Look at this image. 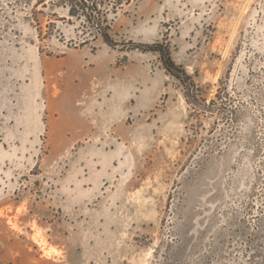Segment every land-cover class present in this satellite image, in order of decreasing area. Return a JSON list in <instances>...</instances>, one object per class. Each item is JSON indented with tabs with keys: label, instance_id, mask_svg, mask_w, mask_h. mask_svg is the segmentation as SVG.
Returning a JSON list of instances; mask_svg holds the SVG:
<instances>
[{
	"label": "rangeland",
	"instance_id": "rangeland-1",
	"mask_svg": "<svg viewBox=\"0 0 264 264\" xmlns=\"http://www.w3.org/2000/svg\"><path fill=\"white\" fill-rule=\"evenodd\" d=\"M110 20L114 49L0 0V264H264V0H130ZM156 42L199 107L128 46Z\"/></svg>",
	"mask_w": 264,
	"mask_h": 264
},
{
	"label": "trees",
	"instance_id": "trees-1",
	"mask_svg": "<svg viewBox=\"0 0 264 264\" xmlns=\"http://www.w3.org/2000/svg\"><path fill=\"white\" fill-rule=\"evenodd\" d=\"M21 3L35 1V7L41 6L52 9H60L66 12L67 17L79 24L78 30L83 35L87 34L91 37V42L98 39L108 48L114 49L117 44L111 36V20L110 16L115 14L124 5H128L130 0H19ZM52 18H56L53 14ZM63 21L65 19H62ZM52 26L51 24L47 25ZM41 32V31H40ZM41 33H39V36ZM89 43L84 40L80 46H85ZM129 50H138L143 53H152L158 56L163 69L170 76L179 81L183 87V96L188 105L199 107L197 86L192 78L186 74L184 69L178 66L173 60L170 52L169 44L166 42H156L153 44H133L129 43ZM218 100L215 95L209 105H214ZM230 111H227L229 113Z\"/></svg>",
	"mask_w": 264,
	"mask_h": 264
}]
</instances>
